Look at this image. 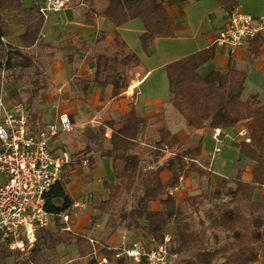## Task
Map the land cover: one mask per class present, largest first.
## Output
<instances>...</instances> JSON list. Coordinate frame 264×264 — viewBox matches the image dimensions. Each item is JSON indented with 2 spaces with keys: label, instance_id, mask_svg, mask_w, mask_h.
Masks as SVG:
<instances>
[{
  "label": "trees",
  "instance_id": "16d2710c",
  "mask_svg": "<svg viewBox=\"0 0 264 264\" xmlns=\"http://www.w3.org/2000/svg\"><path fill=\"white\" fill-rule=\"evenodd\" d=\"M41 1L43 0H36L35 5L25 6L23 0H0V44L3 45V37L11 35L13 24L26 27V32L20 36L22 44L8 45L6 68H23L33 64V57L24 48L35 44L41 35L44 25V17L38 9ZM216 1L227 13L239 2ZM96 2L97 0L75 1L87 7L85 15L92 23H95V12L117 27L134 19L141 20L145 31L140 35V41L147 53L157 37L176 35L174 19L164 0H106L101 10H97ZM263 44L261 32L248 42L247 56L250 63L259 56ZM111 45L114 49L112 54L107 49L95 54L92 82L100 86L111 84L113 95H118L129 86L128 69L140 66L142 61L134 51L128 49L126 42L115 39ZM217 50V46L212 45L166 65L171 95L169 103L183 117L192 132L207 126L214 129L230 128L241 122L246 134L241 141L240 152L254 165V172L250 179H245L243 170L239 169L235 176L224 179L217 190L208 176L205 177L207 185L201 189V193L188 196L185 203H192L198 208L203 201L222 202L214 203L206 209L209 221L201 219L202 225L198 231L191 229L188 213L183 204L168 193V186H174L183 175H210V171L197 162L203 149L201 140L195 139L190 133L162 165L145 170L141 166L136 147L140 134L150 122L137 114L134 103L130 104V111L122 118L121 127L113 128L109 138L112 149L105 147L106 126L101 125L84 132L87 152H100L102 156L113 159L116 179L113 182L104 181L109 195L100 202L98 210L108 213L110 223L119 214L116 227L125 225L130 229L141 228L144 235L154 238L155 243L163 241L169 235L168 248L171 244L172 264H251L264 259V201L256 198L257 192L264 188V101L257 94L243 98L248 69L235 66L231 60L227 69H211L205 74L201 72V68L215 56ZM16 57L19 60H13ZM40 77L41 71L38 70L37 92ZM156 122L158 139L154 146L157 149L170 148L172 133L167 119ZM110 125L112 127L114 123ZM161 152L158 151L160 155L163 153ZM165 169L173 174L169 184L161 178ZM68 182L69 178L64 174L46 194V207L53 214L56 232L50 228L40 230L35 246L27 255L11 251L2 242L0 260L12 256L14 261L11 264H27L30 261L56 264L45 249L55 253L58 245L74 243L79 255H88L86 264L96 263L90 256L92 245L88 238L70 231L59 232V221H62L59 214L70 210L74 204L68 191ZM153 201H160L162 209L151 210L150 203ZM206 228L212 230V242L206 234ZM219 229L225 231L227 239L221 240ZM102 250L110 261L134 264L123 256H117L114 249L106 247Z\"/></svg>",
  "mask_w": 264,
  "mask_h": 264
},
{
  "label": "crops",
  "instance_id": "0c3cea01",
  "mask_svg": "<svg viewBox=\"0 0 264 264\" xmlns=\"http://www.w3.org/2000/svg\"><path fill=\"white\" fill-rule=\"evenodd\" d=\"M24 2L25 0H23V4ZM192 2L193 0H164L174 19L176 35L157 37L149 55H154L157 52L159 41L169 39L182 40L185 47L187 40H195L196 43L190 52L176 56L168 63L203 48L216 45L214 41L218 31L226 24L229 13L216 1L218 7L208 11L207 15L201 18L197 27L193 28L188 14V8ZM30 4L28 6L35 5L36 0H30ZM237 6L255 17L264 15V0H239ZM85 13V9L76 7L50 12L49 16L44 19L42 32L37 42L24 48V51L33 57V64L23 68L5 67L8 45L20 46L22 44L20 36L26 32L24 25L13 24L11 35L3 37V45L0 44V93L3 92L6 99L22 101L27 105L32 128H42L46 124L56 121L60 114H69L73 129L59 133L50 144L54 152L66 150L70 154L73 162L64 168V174L69 178L68 191L74 202L84 204L79 209L78 216L71 221L72 233L86 238H94L96 240L94 248L97 250L107 247L117 251L135 241L151 248L155 244L154 238L144 235L143 229H130L125 225L116 227L119 214H116L110 223L108 222V213L98 210L100 202L109 195V189L104 181L113 182L116 179L113 159L110 156H102L100 152H87L84 132L91 128L96 129L101 125L106 126L105 147L109 150L112 149L109 138L113 128L121 127L122 118L130 111V104L134 103L137 114L150 122L147 129L140 134L136 147L141 159V166L145 170L162 165L168 157L174 154L173 150L190 133L195 139L201 140L203 149L197 162L209 170L210 175L200 176L197 173H191L180 177L176 184H181V187L172 196L178 203L184 204L188 196L201 193L205 181L198 184L197 180L200 181L206 176L216 190L224 179L235 176L239 169L243 170L245 179L251 178L254 165L240 152V144L244 137L240 132L246 129L241 122L230 128H222V138L218 142L213 137L214 128L207 126L192 132L183 117L169 103L171 95L149 98L144 103H140V87L152 75L153 67L145 70L141 64L129 68L127 72L129 86L118 95H113L111 84L106 86L93 84L95 54L104 49L112 54L114 49L111 43L115 39L126 42L128 49L134 51L141 61L144 59L128 43L123 32L128 30L125 27L127 24L117 27L98 12L94 13L95 23H92L87 19ZM208 15L210 17L215 15L211 22L217 21V24L212 26L213 28L209 23H206ZM144 31L143 26L139 35ZM261 33L264 37V30ZM217 49L215 56L206 63V65L209 64L210 70L227 69L230 60L237 67H246L248 76L244 85L243 98L247 99L257 94L259 99L264 101V44L259 56L251 63L247 56V48H238L230 54L218 46ZM13 60H19V58L16 57ZM205 66L201 68V72L204 74L209 71V69L204 70ZM38 70L41 71V77L40 88L37 92L36 72ZM164 118L167 119L172 133L171 147L157 149L154 146L158 139L156 121ZM112 123L114 126L111 127ZM216 147L219 148V151L215 150ZM224 150L225 157H219V154H223ZM158 151L163 153L161 152L160 155ZM85 158L89 160L87 165L82 163ZM226 164L230 165L228 170L222 168V165ZM161 178L163 182L169 184L173 179V174L170 170L165 169L161 173ZM172 186H168V191ZM256 198L264 201V188L257 192ZM162 206L160 201L150 203L151 210H160ZM61 222L64 224L63 221ZM52 226H55L54 220L49 228ZM68 247L78 251L77 245L74 243L69 244ZM77 254L74 257H65L62 264H71L72 262L73 264H86L88 255ZM251 264H264V259Z\"/></svg>",
  "mask_w": 264,
  "mask_h": 264
},
{
  "label": "built area",
  "instance_id": "2783aa9c",
  "mask_svg": "<svg viewBox=\"0 0 264 264\" xmlns=\"http://www.w3.org/2000/svg\"><path fill=\"white\" fill-rule=\"evenodd\" d=\"M74 5V0H43L38 9L46 19L50 12ZM263 30L264 15L255 17L236 6L218 31L214 44L227 54L234 53L238 48H247L248 42ZM72 129L68 113L60 114L56 121L42 128H32L27 105L6 99L3 92L0 93V244L5 242L13 252L30 254L40 230L49 228L53 221V214L46 207V194L63 178L65 166L73 161L68 151L56 153L50 143L59 133ZM240 134L245 135L246 130H241ZM221 136L222 130L215 128L214 139L220 141ZM82 163L87 165L89 160L85 158ZM180 187L181 184H176L168 193L174 195ZM83 206L81 202H74L70 210L59 214L64 230L73 231L71 221ZM88 239L96 263L117 264L110 261L102 249L94 248V238ZM169 240L167 235L151 248L135 241L118 249L117 256L134 264H172ZM27 264L38 263L30 261Z\"/></svg>",
  "mask_w": 264,
  "mask_h": 264
},
{
  "label": "rangeland",
  "instance_id": "374dc122",
  "mask_svg": "<svg viewBox=\"0 0 264 264\" xmlns=\"http://www.w3.org/2000/svg\"><path fill=\"white\" fill-rule=\"evenodd\" d=\"M105 3H106V0H97L96 2L97 10H101ZM29 4H30V0H25L24 5L28 6ZM73 7L74 8L76 7L78 9L83 8L87 10L86 6H81L78 3H75ZM215 7H218V3L216 2V0H199L197 2L193 0L191 6L188 8V14H189V17L191 18L193 28H196L201 18L207 15L208 11L214 10ZM207 17H208L207 18L208 20L206 23H209L211 27L217 24V21L211 22V20L215 18V15H212L211 17L208 15ZM125 27H127L128 30H124L123 32L128 40V43L135 51L141 54L144 59L142 61L143 69L146 70L147 68H152V67L154 68L152 75L140 87V91H141L139 95L140 103H144L149 98L169 97L170 96V84H169V79L167 75L166 65L168 61L171 60L172 58L179 56L181 54L190 52V50L193 48L192 46H194L196 41L187 40L185 42L187 45L186 47L182 44L184 42L182 40L169 39V40L159 41L157 43V52L154 55H149V53H147V51L144 49L140 41L139 34L141 32V29H143V24L141 20L134 19L130 21L129 23H127ZM205 69L210 70L209 64L205 66L204 70ZM217 149L219 148L216 147L215 150ZM225 150L223 151V154H219V157H222V156L225 157ZM222 168L225 170H228L230 168V165L229 164H226L225 166L222 165ZM202 181L206 182V179L202 178V180L200 181L197 180V183L202 184ZM205 185H207V183H205L203 187H205ZM197 188L200 189V187H197ZM221 202L222 200H218L212 203L203 201L198 208H196L195 205H193L192 203L191 204L184 203L183 207L189 215L188 223L190 224L191 229L198 231L202 225L201 219L205 220L206 222L209 221V218L206 216V212H205L206 209L209 207H212L214 203L221 204ZM59 222H60L59 232L61 233L68 232L64 230L63 228L64 224L61 221ZM50 229L53 230V232H56L57 227L52 226ZM218 233L220 234L221 240L227 239L226 238L227 234L225 233V231L219 229ZM206 234L211 238V242H212L213 236H212V230L210 228H206ZM68 246L69 244L58 245L55 253L54 251L52 250L50 251L47 248L45 250L50 255V257H52V259L55 261L56 264H62L64 259H66L65 257H74L78 255L77 254L78 251H74L73 248H69ZM169 250L170 252L172 250L171 244L169 245ZM13 261H14V257L11 256L9 259L0 260V264L13 263ZM71 264H73V262Z\"/></svg>",
  "mask_w": 264,
  "mask_h": 264
}]
</instances>
